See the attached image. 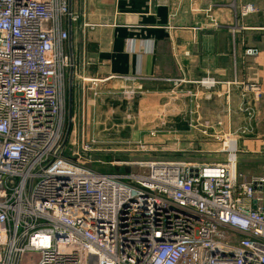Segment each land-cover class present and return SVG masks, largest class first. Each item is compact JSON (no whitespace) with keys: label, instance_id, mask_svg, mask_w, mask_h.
<instances>
[{"label":"built area","instance_id":"built-area-1","mask_svg":"<svg viewBox=\"0 0 264 264\" xmlns=\"http://www.w3.org/2000/svg\"><path fill=\"white\" fill-rule=\"evenodd\" d=\"M80 17L71 0H0V264H264V174L239 173L233 154L212 164L141 160L127 173L90 166L101 143L88 133L97 125L90 92L147 78L88 76L93 59L72 38ZM67 76L71 92L80 83L78 107L70 93L76 118ZM122 88L133 98L142 86ZM248 92L262 95L257 83Z\"/></svg>","mask_w":264,"mask_h":264},{"label":"crops","instance_id":"crops-1","mask_svg":"<svg viewBox=\"0 0 264 264\" xmlns=\"http://www.w3.org/2000/svg\"><path fill=\"white\" fill-rule=\"evenodd\" d=\"M249 4L254 12L242 16ZM71 7L81 16L72 29L75 50L81 57L85 46L93 59L88 76L147 78L137 116L121 123L140 132L130 134L132 141L152 146L158 140L150 132L157 130L182 146L223 145L218 151L236 162L245 155L248 176L264 174V0H71ZM86 24L92 27L83 30ZM247 48L259 53L246 56ZM207 78L217 84L202 85ZM246 83L259 84L261 97L244 94ZM126 86L129 81L109 79L99 98L88 97L95 129L111 121L103 120V110L115 104L116 88ZM227 141L236 142L235 151Z\"/></svg>","mask_w":264,"mask_h":264},{"label":"rangeland","instance_id":"rangeland-1","mask_svg":"<svg viewBox=\"0 0 264 264\" xmlns=\"http://www.w3.org/2000/svg\"><path fill=\"white\" fill-rule=\"evenodd\" d=\"M75 46V42L73 41ZM70 77V75H69ZM105 84V83H104ZM142 86V82H129V86ZM72 98H73V106L77 102V107L79 106V93L74 92L75 87L80 86L79 80L74 77L72 80ZM100 88L98 91L100 92ZM125 88V87H124ZM117 93H113L114 99L112 104L109 106V109H104L102 117L103 120L109 117L111 121L107 125H100L94 130L93 128H89L88 133H94L97 141H100V145H98V149L93 151V162L95 163L93 166L95 169L101 172L106 173H127L132 171H138L139 167L136 161L141 160H183V161H192L200 164H212L217 162H225L228 158V152L226 151H218V149H224L223 145L213 148L212 146H182L178 144V140L173 139L172 135L167 136L166 131H154L156 132L157 140L160 143L153 144L152 146L145 147L144 144H137L135 141H132L130 134L134 135L136 133H140L137 128L133 131L128 130L129 126H123L121 123L123 119L130 118L133 120V116H137V107L139 106V102H142L143 86L140 92L135 97L129 98L124 92L123 88H116ZM101 93V92H100ZM65 96L67 99V103L70 98V88L68 87V76L66 79V90ZM88 97H94L93 92H90ZM115 100V101H113ZM129 105L133 107V109L129 108ZM119 106V107H118ZM68 109V105H67ZM113 109V111H110ZM73 112V109H72ZM68 113V111H67ZM68 115V114H67ZM78 113L73 112V116L76 118ZM120 119L117 122L115 119ZM128 121V119H126ZM75 123V122H74ZM76 123L79 124V120H76ZM113 123H116L115 125ZM118 123V124H117ZM197 125V123H195ZM204 124V123H203ZM93 127V126H92ZM200 127V126H198ZM206 130H204V133ZM201 132L199 131L198 134ZM207 133V132H206ZM210 133V132H208ZM229 133V132H228ZM144 135V134H143ZM137 136V135H136ZM202 136V135H201ZM204 137L206 135L203 134ZM90 138V137H89ZM175 141V144H174ZM166 142V143H163ZM231 142L228 141V146L230 148ZM237 146V144H236ZM215 149V150H214ZM235 151V150H233ZM70 155V152H66ZM97 153V154H96ZM99 156L100 161L94 160ZM242 156L239 155V159L237 162V170L239 173L248 174V170L251 169V164L245 160ZM123 162H130V164H124ZM101 164V165H100ZM124 167V168H122ZM34 255H38L37 253H29L27 257H32Z\"/></svg>","mask_w":264,"mask_h":264},{"label":"bare ground","instance_id":"bare-ground-1","mask_svg":"<svg viewBox=\"0 0 264 264\" xmlns=\"http://www.w3.org/2000/svg\"><path fill=\"white\" fill-rule=\"evenodd\" d=\"M227 145H228V141H227ZM236 148H237V146H236V142L235 141H232L231 142V145H230V148H229V150H236ZM234 156H233V160H234Z\"/></svg>","mask_w":264,"mask_h":264},{"label":"trees","instance_id":"trees-1","mask_svg":"<svg viewBox=\"0 0 264 264\" xmlns=\"http://www.w3.org/2000/svg\"><path fill=\"white\" fill-rule=\"evenodd\" d=\"M74 92H77V87H75V91ZM97 154V153H96ZM94 160H99V156H97L96 157V159L94 158ZM95 163H98V162H94V163H90V166L92 167V168H94L95 169V167L93 166ZM101 165V164H100ZM122 168H124V167H122ZM97 170V169H96ZM104 173H106V172H104Z\"/></svg>","mask_w":264,"mask_h":264},{"label":"water","instance_id":"water-1","mask_svg":"<svg viewBox=\"0 0 264 264\" xmlns=\"http://www.w3.org/2000/svg\"><path fill=\"white\" fill-rule=\"evenodd\" d=\"M71 90H72V88H71ZM70 93H72L71 91H70ZM69 111H70V115H71V111H72V103H71V95H70V106H69Z\"/></svg>","mask_w":264,"mask_h":264}]
</instances>
